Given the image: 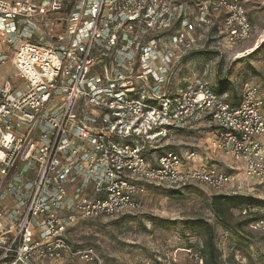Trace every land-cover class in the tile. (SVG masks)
Returning <instances> with one entry per match:
<instances>
[{
  "label": "built area",
  "instance_id": "2783aa9c",
  "mask_svg": "<svg viewBox=\"0 0 264 264\" xmlns=\"http://www.w3.org/2000/svg\"><path fill=\"white\" fill-rule=\"evenodd\" d=\"M247 4L198 0L192 11L180 0H0V64L11 61L15 71L0 76V264H104L94 246H73L69 229L138 210L148 183L241 193L224 167L194 164L196 149L151 160L145 143L119 141L146 135L151 142L197 112L217 125L213 148L242 161L264 188L258 84L246 83L238 102L205 80L172 98L164 90L197 30L212 29L230 49L253 35ZM239 213L264 232V203ZM188 255L205 264L200 252Z\"/></svg>",
  "mask_w": 264,
  "mask_h": 264
},
{
  "label": "rangeland",
  "instance_id": "374dc122",
  "mask_svg": "<svg viewBox=\"0 0 264 264\" xmlns=\"http://www.w3.org/2000/svg\"><path fill=\"white\" fill-rule=\"evenodd\" d=\"M180 2L191 4L193 11L198 0ZM247 5L254 23L253 35L230 49L214 35L212 29L197 30L195 45L172 64L168 74L170 82L168 88H164L167 94L173 91L178 96L190 83L205 80L215 90L226 91L229 98L235 95L238 99L244 85L254 82L264 95V41H260L264 31V0H248ZM57 14L55 11L50 16ZM4 45L7 50L14 51L8 43ZM12 73L13 66L9 62L0 66V75ZM262 110L264 112V106ZM191 119L180 128H168V135L161 134L146 142L148 157L173 149L184 153L190 147L198 148L199 154L208 151L217 155L218 151L209 139L214 134V121ZM141 138L149 140L146 135ZM221 158L215 159L214 163L233 173L234 181L230 186L241 183L242 192L264 198L263 186L246 176L242 161L226 156ZM229 191L224 190L231 193ZM224 192H215L199 182L185 187L148 183L138 210L123 215L81 219L67 235L75 247L94 246L103 257L104 264H148L149 261L192 264L188 252L190 249L201 252L203 228L211 222L222 252L221 263H264V232H255L247 225H240L244 215L239 213L237 206L228 210V223L221 221L215 212L211 196ZM39 264L52 262L44 259Z\"/></svg>",
  "mask_w": 264,
  "mask_h": 264
},
{
  "label": "trees",
  "instance_id": "16d2710c",
  "mask_svg": "<svg viewBox=\"0 0 264 264\" xmlns=\"http://www.w3.org/2000/svg\"><path fill=\"white\" fill-rule=\"evenodd\" d=\"M216 91L219 94L226 93V91H224L223 89L216 90ZM167 96L172 98V96H177V94L171 91L167 94ZM234 97L235 99H237L235 95H233V97H230V98L227 97V98H229L230 100H233ZM141 137L142 135L140 136L126 135V136H123V138H119V141L122 140L124 142H130L134 144L149 142V140H145L144 138H141ZM211 197H212V205L214 207V210L219 215V218L221 219V221H223L224 223L225 222L228 223L229 222L228 220H230L228 216L229 215L228 210L230 209L231 206H237L238 208H241V206L246 205V204L264 203V198L259 197V196H254L253 194L244 193V192L216 193V194H212ZM251 219H252L251 217L244 216V219H242V221L240 222V225H247L249 228V223ZM203 231H204V239H203V244L201 246L200 253L203 255L205 259V264H223L221 263L222 252L217 245L216 231H215L214 225L211 222L206 223L204 225Z\"/></svg>",
  "mask_w": 264,
  "mask_h": 264
},
{
  "label": "crops",
  "instance_id": "0c3cea01",
  "mask_svg": "<svg viewBox=\"0 0 264 264\" xmlns=\"http://www.w3.org/2000/svg\"><path fill=\"white\" fill-rule=\"evenodd\" d=\"M11 65H12V62L11 61H8ZM8 62H6L5 64H8ZM5 64H0V66H5ZM13 66V65H12ZM15 71H14V67H13V73H14ZM12 73V74H13ZM11 75V74H10ZM1 77H5V76H7V75H5V76H3V75H0ZM241 97H239L238 99H235V101H237L238 102V100L240 99ZM233 101H234V99H233ZM198 116L197 117H194L193 119H195V118H198V120H202V121H206V120H209V121H214L213 119H212V116L211 115H209V114H207V113H203V112H197L196 113ZM193 119H191V120H193ZM214 123H215V121H214ZM178 128H180V126L178 127ZM216 128H217V125H216V123H215V128H214V134L213 135H210V137H209V139H211V141L213 142V139H214V137H215V133H216ZM190 148H193V149H196L197 151H198V148H196V147H190ZM164 152V151H163ZM216 152V151H215ZM160 153H162V152H159L158 154H160ZM157 154V155H158ZM157 156H154V157H152V158H150L151 160H153L154 158H156ZM218 157H222L221 159H223L224 157H225V155H222L221 153H219V151H218V154L216 155V153H214V152H206V153H200L199 155H198V157H197V159H196V161H195V163L194 164H199L200 162H202L201 161V159H203L204 160V162H207V161H209L210 163H212V164H216V163H214V161H215V159L217 160L218 159ZM216 165H218V164H216Z\"/></svg>",
  "mask_w": 264,
  "mask_h": 264
}]
</instances>
